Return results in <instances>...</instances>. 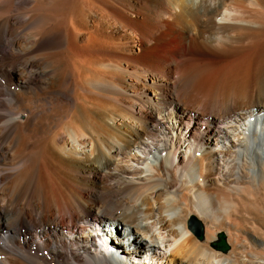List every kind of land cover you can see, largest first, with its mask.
Masks as SVG:
<instances>
[{"label": "bare ground", "instance_id": "obj_1", "mask_svg": "<svg viewBox=\"0 0 264 264\" xmlns=\"http://www.w3.org/2000/svg\"><path fill=\"white\" fill-rule=\"evenodd\" d=\"M163 1L171 20L143 25L162 110L128 96L117 114L104 98L95 108L84 62L96 36L138 62L137 22L98 15L96 4L113 0H0V59L16 85L0 98V264H146L148 254L151 264H264V0ZM54 33L62 38L47 44ZM196 47L245 57L197 69L187 54ZM130 74L122 90L135 94ZM180 81L186 96L176 99ZM164 110L175 139L156 117ZM190 216L205 240L187 228ZM219 230L226 252L210 243Z\"/></svg>", "mask_w": 264, "mask_h": 264}, {"label": "rangeland", "instance_id": "obj_2", "mask_svg": "<svg viewBox=\"0 0 264 264\" xmlns=\"http://www.w3.org/2000/svg\"><path fill=\"white\" fill-rule=\"evenodd\" d=\"M144 2V5L143 6H140L141 4H139V2ZM99 7V8H98ZM102 10H101V9ZM138 8L139 12L141 13V15H138V10H136ZM101 10L100 12L98 11ZM107 10V11H105ZM98 11V15L100 13V15L102 13V15H105L104 17L107 19V16H117L118 19H124V17L134 21V22H137L139 25H136V26H133L132 27V32H133V35L135 36L136 39H134L135 43H134V48H133V52H131V55L133 56H140V59L138 62H133V61H126V60H123L124 58L122 56H120V52L119 51H115V50H111L109 47H107V43L103 41V38H100L99 36H96V43L94 45V47L92 48L91 50V53H90V58H92L91 60H89L90 63H86L84 62V65H88L89 67H91V71H92V74L94 75L93 76V79H97L96 81L92 80L91 81V87H92V90L94 91V94H96L95 96L97 97V99H95V103L94 106L95 108L97 109L98 107H100V105H102L103 102H101L99 99L100 98H104L105 100H107L106 102L103 103V107L105 109H108L107 111L111 112L112 110L115 111L117 114H122L124 112H119L120 110L117 109V107L115 106V102H120V101H125V99H128V96L130 98H134L136 99L137 101H142V102H148L150 105L154 106L153 108L155 110H162V106H161V103H162V100L159 99L157 96V93H156V89L151 85L152 82L155 78V72L153 71L154 70V67H155V64L156 62H154V60H152V58L150 59V56L148 53H146L147 51L144 50V45L146 43L150 44L149 45H153V41L150 40L149 38H146L145 37V33H144V26H147L149 24H151L152 22L153 23H162V22H169V20H171V17L169 16V12L166 11L165 9V5H164V1L163 0H113V3H112V6H101L98 4H96V12ZM108 14H107V13ZM111 12V13H110ZM106 13V14H105ZM110 14V15H109ZM113 14V15H112ZM124 16V17H123ZM116 17V18H117ZM144 17V18H143ZM141 18V19H140ZM144 19V20H143ZM148 19V21H147ZM158 19V20H157ZM146 20V22H144ZM152 20V21H151ZM97 21V22H96ZM92 22L94 23V26L96 28H99V32L98 33H101L104 31V28L106 29V25L103 21H100L98 20V18H95L93 17L92 19ZM141 22V23H140ZM98 23V24H96ZM104 23V24H103ZM97 25V26H96ZM103 26V27H102ZM157 26V25H155ZM103 28V29H102ZM134 29V30H133ZM101 30V31H100ZM103 30V31H102ZM157 31L153 34L155 36V38L157 39H160L161 38V33L163 32L161 30V28L157 27L156 29ZM57 34V35H55ZM55 37H54V36ZM59 33H54L52 34L51 36H49V38L46 39V42L47 44H51V45H56V43L62 38V35H60L61 37H59ZM139 35V36H138ZM54 37V38H53ZM98 40V41H97ZM103 42H101V41ZM149 40V41H148ZM167 38H164L162 41L164 43H167ZM161 41V39L159 40ZM50 42V43H49ZM99 42V43H98ZM102 43V44H100ZM106 43V44H105ZM105 46H104V45ZM139 44V45H138ZM142 44V45H141ZM259 44H262V42L256 44V45H259ZM255 45V48H258L257 46ZM104 46V47H102ZM100 47V48H98ZM188 47V45H187ZM96 50H95V49ZM98 48V49H97ZM109 48V49H108ZM143 48V49H141ZM102 50L100 52V50ZM105 49V50H104ZM203 48H191V49H188V52L187 54H190L188 55L189 56V62H192V64H194L196 67H198L197 69H203L204 67L206 69H209L207 67H210V69H213V68H218L220 67L219 65L223 64V58L226 61H228L229 59L232 60L234 57H237V58H244L245 55L241 53V51H238L235 53L234 52H230V51H224L223 54L218 52L217 51H210L208 49H203ZM2 50H3V46L0 45V58H1V54H2ZM99 50V51H98ZM208 50V51H207ZM199 51V52H197ZM144 52V53H143ZM208 52V53H207ZM213 52V53H212ZM215 52V53H214ZM226 52V55L224 54ZM78 55L82 56L83 57V54L81 52H77ZM95 53V54H94ZM102 53V55L100 54ZM192 53V54H191ZM199 53V54H197ZM204 53V55H203ZM210 53V54H209ZM212 53V54H211ZM233 55H231V54ZM241 54V56L239 57V55ZM95 55L97 56L95 57ZM200 55V56H199ZM209 55V56H208ZM231 55V56H230ZM236 55V56H235ZM238 55V56H237ZM143 56V58H142ZM191 56V57H190ZM205 56V57H204ZM215 56V57H214ZM234 56V57H233ZM248 56V55H247ZM102 57V58H101ZM112 57V58H111ZM211 57V58H210ZM225 57H228L225 58ZM87 58V57H86ZM89 58V59H90ZM96 58V60L94 59ZM100 58V59H99ZM105 58V59H104ZM108 58V59H107ZM148 60H147V59ZM193 58V59H192ZM207 58V59H206ZM117 59V60H116ZM142 59V60H141ZM196 59V60H194ZM203 59V61H202ZM108 60V61H107ZM147 60V61H145ZM188 60L187 61H183L181 63V69L180 70H183L184 68H188ZM96 61V62H95ZM114 61V62H112ZM117 61V62H116ZM194 61V62H193ZM202 61V62H201ZM205 61V62H204ZM208 61V62H207ZM95 62V63H94ZM145 62V63H144ZM151 62V63H150ZM210 62V63H209ZM103 63V64H102ZM126 63V64H125ZM150 63V64H149ZM204 63V64H203ZM221 63V64H220ZM114 64V65H113ZM130 64V65H129ZM184 64V65H183ZM199 64V66H198ZM118 65V66H117ZM153 65V66H151ZM203 65V66H202ZM116 66V67H115ZM138 66V67H137ZM151 66V68H150ZM121 67V68H120ZM137 67V69H136ZM184 67V68H183ZM213 67V68H211ZM6 68V69H5ZM95 69V70H94ZM102 69V70H101ZM108 69V70H107ZM7 67H5L2 63V59H0V98L3 99L4 97H6V91L7 89H10L11 91H13V93L16 92V89H14V87L16 86L14 81H13V76L11 78V75H13L10 71H7ZM107 70V71H106ZM147 70V72H146ZM99 71V72H98ZM119 71V72H118ZM125 71V72H124ZM118 72V73H117ZM99 73V74H98ZM121 73V74H120ZM123 73V74H122ZM131 73V74H130ZM140 73V74H139ZM112 74V75H111ZM119 74V75H118ZM127 75V74H130L131 77L133 76L134 79H138L140 81V88L137 93H132L130 91H125L122 90V81L120 80L124 75ZM133 74V75H132ZM15 75V74H14ZM252 75V73L250 74ZM105 76V77H104ZM136 76V77H135ZM8 77V78H7ZM96 77V78H94ZM99 77V78H98ZM101 77V78H100ZM103 77V78H102ZM112 77V78H110ZM115 77V79L113 78ZM106 78V79H105ZM141 78V79H139ZM250 79V84L251 86H253V82L251 83V77H249ZM15 80V79H14ZM108 81V82H107ZM82 82L83 84L86 82L84 80V78H82ZM181 83V84H180ZM107 84V86L105 85ZM94 85V86H93ZM104 85V87H103ZM183 85H185L184 83H182L181 81L179 82V89H172L171 90V93L172 94H177L176 95V99L177 98H182L183 96H186L185 95V90L182 89L183 88ZM144 86V87H142ZM250 86V88H252ZM2 87V88H1ZM95 87V88H94ZM108 87V88H107ZM121 87V89L119 88ZM100 88V89H99ZM153 88V89H152ZM96 89V90H95ZM181 89V91H180ZM175 90V92H174ZM98 91V92H97ZM155 91V92H154ZM114 92V93H113ZM116 92V93H115ZM99 93V95H97ZM139 94V95H138ZM142 94V97L140 96ZM135 97H134V96ZM157 95V96H156ZM119 96V97H117ZM133 96V97H132ZM146 97V98H145ZM152 100H151V99ZM156 98V99H155ZM158 99V100H157ZM149 100V101H148ZM152 102H151V101ZM97 101V102H96ZM114 101V102H113ZM111 104V106H109ZM158 104V105H157ZM108 105V106H107ZM113 105V106H112ZM115 106V107H114ZM107 107H110L111 110H109L110 108H107ZM113 108V109H112ZM157 118H159V121H160V124H161V127L162 129H164L167 137L169 138V140L172 139H175V137L179 134H177V131H174L173 130V122H174V115L173 114H169V112L167 111H162V113L160 115H157L156 116ZM153 137L155 138V141H157L159 138L158 137H155L153 135ZM148 141H152V139L148 140ZM186 149V148H184ZM183 149V151L185 152V150ZM182 152V153H176V156H175V163L176 164H182V162L185 160V153ZM195 156L199 157L202 153V151L200 150H196L195 152ZM162 156H166V151L163 152ZM126 156L125 155H120L116 161L118 163V166H123L125 165V158ZM124 158V159H123ZM119 160V161H118ZM121 160V162H120ZM124 160V162H122ZM148 162V161H146ZM121 163V164H120ZM150 165V164H149ZM176 171V169H174L173 173ZM145 173V172H144ZM236 192H231L229 191V193L227 194V196H229L230 198L234 199L236 201V199H240L241 195H239L238 193L235 194ZM241 193V192H240ZM242 194V193H241ZM192 217H195V216H190L187 221H186V225H187V228L190 230V232L192 234H194L190 228V220ZM196 218V217H195ZM197 219V218H196ZM198 221H200L199 219H197ZM201 225H202V230H203V234H202V238L205 240V228H204V225L202 223V221H200ZM223 232L225 235V231L224 230H219L215 233L214 237L212 239H210V243L212 241V243H215L219 240L218 238V234ZM195 235V234H194ZM205 236V237H204ZM196 237V236H195ZM227 238V237H226ZM116 239V238H115ZM200 240V241H203ZM118 240V238L116 239ZM199 240V239H198ZM227 241V239H226ZM104 242V241H103ZM103 242L99 241V243L101 244V246H103V250H110L109 254H116V251L115 249L111 248V247H105L103 245ZM228 243V242H227ZM120 244V243H119ZM128 245V244H127ZM130 249H135V246L132 245L129 246ZM119 251V250H118ZM46 254V253H45ZM144 254H147V253H144ZM43 255V254H42ZM150 255H145L143 256V259L145 260L144 262L146 264H151V261H150ZM150 261V262H149Z\"/></svg>", "mask_w": 264, "mask_h": 264}, {"label": "water", "instance_id": "obj_3", "mask_svg": "<svg viewBox=\"0 0 264 264\" xmlns=\"http://www.w3.org/2000/svg\"><path fill=\"white\" fill-rule=\"evenodd\" d=\"M190 228L192 232L195 234V236L198 239L202 238L203 230H202V225L200 221H198L196 218H191L190 220ZM219 240L215 242V247L221 251L226 252L229 248L228 244L226 243V236L223 232L218 234Z\"/></svg>", "mask_w": 264, "mask_h": 264}]
</instances>
